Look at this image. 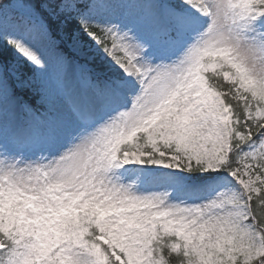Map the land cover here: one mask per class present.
I'll return each instance as SVG.
<instances>
[{"label": "snow or ice", "instance_id": "snow-or-ice-1", "mask_svg": "<svg viewBox=\"0 0 264 264\" xmlns=\"http://www.w3.org/2000/svg\"><path fill=\"white\" fill-rule=\"evenodd\" d=\"M0 264H264V0H0Z\"/></svg>", "mask_w": 264, "mask_h": 264}]
</instances>
